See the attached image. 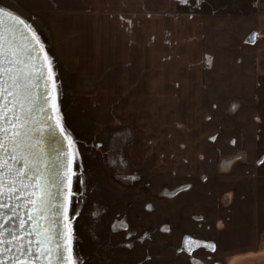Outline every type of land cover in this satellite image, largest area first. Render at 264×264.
<instances>
[{
    "label": "rangeland",
    "instance_id": "374dc122",
    "mask_svg": "<svg viewBox=\"0 0 264 264\" xmlns=\"http://www.w3.org/2000/svg\"><path fill=\"white\" fill-rule=\"evenodd\" d=\"M36 17L27 19L54 60L62 122L73 134L80 153L74 164L77 176L73 190L83 195L73 204L81 209L74 222V244L81 264H189L187 254L176 251L184 234L217 245L215 252H194L202 264H264V164L256 163L264 157V14L251 18L246 29L239 31V46L223 45L227 43L224 38L221 45L209 40L206 46L209 88L203 106L202 172L191 178H153L133 171L131 135L126 129L95 123L102 113L94 103L93 62L89 70H79L78 64L64 70L47 45L45 18ZM253 32L255 42L248 43ZM208 34L209 38L216 36L214 31ZM90 49L91 53L96 51L84 47L80 48L81 56H76H87ZM104 52L95 53L102 75ZM225 72L231 80L220 79ZM213 135L217 137L214 141L209 139ZM233 139L235 145L230 143ZM225 160L230 163H222ZM132 175L138 178L131 180ZM185 184L191 187L166 194ZM147 203L151 210L145 208ZM121 219L135 237L146 231L148 237L143 242L129 238L133 247H123L125 231L112 228ZM161 225L170 231H161ZM146 254L151 261L144 259Z\"/></svg>",
    "mask_w": 264,
    "mask_h": 264
},
{
    "label": "crops",
    "instance_id": "0c3cea01",
    "mask_svg": "<svg viewBox=\"0 0 264 264\" xmlns=\"http://www.w3.org/2000/svg\"><path fill=\"white\" fill-rule=\"evenodd\" d=\"M5 2L26 19L45 18L47 45L64 70L74 69V64L89 70L93 62L94 103L102 113L95 123L130 133L136 174H201L203 106L209 88L206 46L209 40L221 45L224 39L223 45H238L239 31L264 14V0H200L199 6L176 0ZM209 31L216 36L209 38ZM84 47L105 50L103 75L96 51L76 56ZM228 75L220 79L231 80Z\"/></svg>",
    "mask_w": 264,
    "mask_h": 264
},
{
    "label": "snow or ice",
    "instance_id": "6c2138e0",
    "mask_svg": "<svg viewBox=\"0 0 264 264\" xmlns=\"http://www.w3.org/2000/svg\"><path fill=\"white\" fill-rule=\"evenodd\" d=\"M199 2L176 0L184 6H199ZM132 23L127 20L129 28ZM255 38L256 34L250 33L247 42L254 43ZM58 99L54 60L41 36L28 19L0 0V264H81L74 244V222L81 209L73 204L83 195L73 190L74 164L80 153L73 134L62 122ZM48 134L55 140L53 148L45 142ZM230 143L235 145L236 140ZM256 163L264 164V157ZM190 187L185 184L166 194ZM145 208L151 210L152 205L147 203ZM112 228L125 231L127 242L122 246L131 249L129 238L135 233L126 220L114 222ZM160 230L170 231L167 225H161ZM148 235L146 231L135 238L143 242ZM216 248L213 241L184 234L176 251L185 252L189 264H202L194 252H215ZM144 259L151 261V256L146 254Z\"/></svg>",
    "mask_w": 264,
    "mask_h": 264
},
{
    "label": "water",
    "instance_id": "95a60500",
    "mask_svg": "<svg viewBox=\"0 0 264 264\" xmlns=\"http://www.w3.org/2000/svg\"><path fill=\"white\" fill-rule=\"evenodd\" d=\"M45 142L47 144V146L49 148H53L56 146L55 144V140L52 138V135L51 134H48L46 137H45Z\"/></svg>",
    "mask_w": 264,
    "mask_h": 264
}]
</instances>
